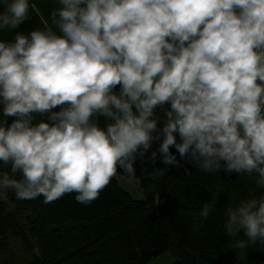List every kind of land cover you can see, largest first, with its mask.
<instances>
[{"label":"clouds","instance_id":"1","mask_svg":"<svg viewBox=\"0 0 264 264\" xmlns=\"http://www.w3.org/2000/svg\"><path fill=\"white\" fill-rule=\"evenodd\" d=\"M58 3L54 27L24 33L15 30L29 0H0V31L13 33L0 39V198L47 204L75 193L89 205L118 170L135 179L161 136L165 165L179 166L174 146L201 172L255 177L264 189V0ZM226 215L230 247L264 245V192Z\"/></svg>","mask_w":264,"mask_h":264},{"label":"trees","instance_id":"2","mask_svg":"<svg viewBox=\"0 0 264 264\" xmlns=\"http://www.w3.org/2000/svg\"><path fill=\"white\" fill-rule=\"evenodd\" d=\"M29 3L30 19L15 31L54 27L50 13L60 7L58 0ZM12 37V32L0 31V39ZM119 90L118 85L113 91ZM2 109L0 103V118ZM154 111L157 116L164 115L160 107ZM13 119L9 118V123ZM100 120L103 126L104 118ZM162 127L158 122V129ZM174 135L179 143V134ZM162 139L154 140L146 156L134 165L136 178L131 180L138 182L142 200L124 191L114 177L89 205L78 203L75 193L47 204L43 197L18 200L9 193L0 198V264H147L164 252L170 253L173 264H264V245L257 241L245 250L232 248L233 238L225 230L229 205L235 207L264 192L256 187L255 177L224 169L201 172L187 158L182 159L174 146L170 152L179 166L165 165L158 151ZM154 151L157 158L153 162ZM153 167L167 170L153 179ZM117 173L128 177L122 171ZM213 196L214 210L203 227L193 231L200 210ZM12 237L28 252L26 262L20 263L13 255Z\"/></svg>","mask_w":264,"mask_h":264},{"label":"rangeland","instance_id":"3","mask_svg":"<svg viewBox=\"0 0 264 264\" xmlns=\"http://www.w3.org/2000/svg\"><path fill=\"white\" fill-rule=\"evenodd\" d=\"M114 179H116L120 187L124 191L129 193L135 200H142L144 198L138 182L133 181L120 173H117ZM14 240L13 237L12 239L10 238V241L12 243L13 255L17 258L18 261H20V263L26 262L29 257L28 252L23 249V246L21 244H18L19 239ZM147 264H173V259L169 252H164L149 260Z\"/></svg>","mask_w":264,"mask_h":264}]
</instances>
